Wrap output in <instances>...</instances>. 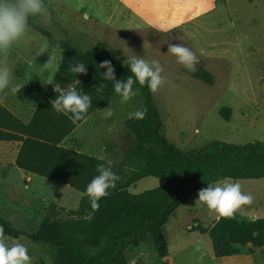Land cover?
Instances as JSON below:
<instances>
[{
    "label": "rangeland",
    "instance_id": "1",
    "mask_svg": "<svg viewBox=\"0 0 264 264\" xmlns=\"http://www.w3.org/2000/svg\"><path fill=\"white\" fill-rule=\"evenodd\" d=\"M50 16L31 17L54 39L67 41L81 51L96 46L112 52L122 61L135 55L158 60L164 68L165 84L153 93L162 121V130L169 143L184 150L198 151L218 140L244 145L264 141V7L262 0H46ZM166 27L161 31L160 26ZM44 38L31 28L11 51L31 57ZM180 43L197 56L195 71H188L174 55L167 52L168 44ZM10 51L6 58L20 60ZM63 52L53 49V59ZM50 53L40 54L46 60ZM205 70L211 84L193 76ZM107 106L114 116L101 115ZM143 106L139 95L120 103L118 95L104 102L99 111L78 125L63 141V146L77 152L112 162L116 171L124 154L133 144V137L123 130L128 113ZM229 109L228 120L221 110ZM13 149L0 142V216L17 228L31 232L46 217L61 220L66 210L76 209L80 194L67 185L37 177L23 176L12 163ZM239 182L241 190L253 197V205L261 206L247 212L264 214V179L231 180ZM161 180L147 177L137 181L128 192L140 194L157 188ZM207 187V186H206ZM205 188V187H203ZM202 189V188H201ZM198 189L174 213L167 242L183 233L186 225L200 222L216 213L198 201ZM205 219L203 221V219ZM172 229H176L171 232ZM178 231V232H177ZM171 233V234H170ZM189 232H185L188 234ZM174 235V236H172ZM25 243L32 264H52L56 248L36 244L24 237L7 238L9 246ZM180 254L173 256L175 264H215L210 260L211 244L203 238ZM147 239L127 252V264H160Z\"/></svg>",
    "mask_w": 264,
    "mask_h": 264
},
{
    "label": "trees",
    "instance_id": "2",
    "mask_svg": "<svg viewBox=\"0 0 264 264\" xmlns=\"http://www.w3.org/2000/svg\"><path fill=\"white\" fill-rule=\"evenodd\" d=\"M263 7H264V0ZM32 30L49 42V47L63 52L56 81L60 87L48 85L27 124L22 123L0 104V141L18 142L19 148L14 167L38 178L67 185L80 196L74 210H66L65 219L44 218L36 230L25 232L11 221L0 216L7 238L20 237L36 244L51 245L57 250L52 264H127V252L147 239L155 255L163 260L168 255V246L162 227L181 207L190 195L208 183L223 179H264V141L256 140L244 145L229 144L215 140L198 151H184L171 143L162 130L159 111L147 86L139 88L143 119L127 118L122 127L133 137V144L124 154L119 168L120 176L110 194L100 200L98 210L90 207L84 195L86 185L97 175V166L105 160L83 154L61 146L60 143L90 114L98 110L106 100L115 95L113 83L102 79L106 69L98 67L109 60L115 78L124 80L132 75L127 61L117 58L112 52L96 46L81 51L67 41L54 39L39 25L32 23ZM87 67L85 74H74L68 70L74 60ZM193 76L211 84L212 78L205 70ZM103 85L101 92L97 91ZM68 88L82 90L92 97L91 107L84 119L74 120L70 113H57L52 101ZM227 121L229 109L220 112ZM152 177L161 180L157 188L140 194L128 192L137 181ZM247 212L256 205H245ZM91 215V219L88 216ZM246 213L235 214L243 217ZM208 225L198 222L189 232L205 233ZM214 257H229L252 253L247 248L232 245L226 236L212 240Z\"/></svg>",
    "mask_w": 264,
    "mask_h": 264
},
{
    "label": "clouds",
    "instance_id": "3",
    "mask_svg": "<svg viewBox=\"0 0 264 264\" xmlns=\"http://www.w3.org/2000/svg\"><path fill=\"white\" fill-rule=\"evenodd\" d=\"M39 16L48 18L50 16L49 7L46 0H0V56L7 57L13 46L24 38L30 29L29 19ZM161 31H166V27L161 25ZM49 47L46 38H42L36 48V55L44 53ZM167 52L175 56L177 62L188 71H195L198 64L196 54L183 44L169 43ZM99 69H106L101 73L104 80L113 83V90L118 95L120 103H127L139 94V86H147L151 93H156L166 82V75H163L164 68L158 60H148L141 55L133 54L128 60V70L132 75L124 80L115 78L114 67L109 60H104L98 65ZM48 76L45 84L51 85L53 89L60 87L56 81V74L59 72L60 65L53 63L49 58L43 64ZM70 73L85 74L86 65L79 59L74 60L68 67ZM21 83L13 82V72L6 63H0V93L10 91L16 96L22 87ZM103 85L97 88L98 92L103 90ZM92 97L82 90L68 88L62 94L57 95L52 101V107L57 113H70L74 120L84 119L88 109L91 107ZM146 109H138L129 112L130 119H143ZM101 115L104 119L114 116V109L107 106L103 108ZM95 175L86 185L84 195L88 197L90 207L98 210L100 200L107 197L110 189L116 187L120 176L112 170V162L106 161L97 166ZM198 201L202 202L209 210H213L219 217L232 218L241 210L244 205H251L253 197L245 194L241 190L239 182H229L227 179L208 183L207 187L199 190ZM91 219V215L88 216ZM4 226L0 225V264H32V256L25 243L17 241L9 246L6 242ZM202 242H197L196 248L200 249Z\"/></svg>",
    "mask_w": 264,
    "mask_h": 264
},
{
    "label": "crops",
    "instance_id": "4",
    "mask_svg": "<svg viewBox=\"0 0 264 264\" xmlns=\"http://www.w3.org/2000/svg\"><path fill=\"white\" fill-rule=\"evenodd\" d=\"M11 52L20 60V64L17 65L15 59L10 60L3 56H0V63H6L12 70L14 83H21L24 85L18 90L16 96L7 90L6 93H0V104L22 123L27 124L40 99L44 96V92L48 86V84H45L48 72L47 70H44L43 64L47 63L49 58L52 59L53 63L59 64L63 55L60 59L58 57L53 59V49L50 47L44 51V53H50L49 58L46 60L40 59L41 53L36 55V52H34L31 57H25L15 51ZM98 111L99 109L90 114L82 122L87 121L89 117L93 116ZM63 141L60 143L61 146H63ZM0 142H3V144L8 145L13 149L12 163L14 164L20 144L16 141ZM17 170L23 176L36 177L19 169ZM173 217L174 214L169 220L173 219ZM204 220L205 219H203V221ZM207 220L210 225L205 233L189 232L193 225H186L185 231L183 230V233H180L181 231H179L177 238L172 239L173 246H171L169 242H167L168 240H166L168 255L160 264H175L173 256L175 257L176 254L185 251L191 243L195 241L203 242V238H206L208 245H210L214 238L221 235L226 236L232 245L241 247L243 250L249 248L252 250V253H242L229 257L216 258L213 255L211 246V254L209 258L215 264H264V214L244 215L243 217H237L234 215L232 218L219 217L216 214L214 218ZM168 221L161 229L163 235L170 227L171 222L168 223ZM174 230L176 229L171 230L172 234ZM185 232L189 233L185 234ZM164 237L167 239L165 235ZM171 251H173V256L171 255Z\"/></svg>",
    "mask_w": 264,
    "mask_h": 264
}]
</instances>
